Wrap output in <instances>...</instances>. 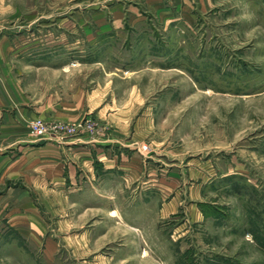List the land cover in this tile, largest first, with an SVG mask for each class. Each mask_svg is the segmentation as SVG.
<instances>
[{"label": "rangeland", "instance_id": "rangeland-1", "mask_svg": "<svg viewBox=\"0 0 264 264\" xmlns=\"http://www.w3.org/2000/svg\"><path fill=\"white\" fill-rule=\"evenodd\" d=\"M9 1L2 33L47 40V63L73 70L48 75L51 87L62 82L65 101L74 87L108 83L105 73L116 67L140 74L127 81L143 97L130 112L131 134L137 119L153 120L145 139L172 188L163 198H187L189 186L203 185L202 203L186 200L167 219L145 206L142 222L95 213L65 227L69 237L96 230L89 239L65 238L47 264H264V0ZM175 6L182 21L185 6L199 14L192 23L168 22L159 7ZM36 120L72 125L75 136L110 130L93 115ZM142 151L150 154V143Z\"/></svg>", "mask_w": 264, "mask_h": 264}, {"label": "crops", "instance_id": "crops-1", "mask_svg": "<svg viewBox=\"0 0 264 264\" xmlns=\"http://www.w3.org/2000/svg\"><path fill=\"white\" fill-rule=\"evenodd\" d=\"M9 2L0 0V15L12 8ZM159 8L173 23H192L199 14L182 7V21L176 17L179 6ZM2 31L6 28L0 25V264L55 262L65 238L89 239L96 230L69 237L65 227L70 230L95 213L127 224L142 222L145 206L155 207L157 217L167 219L186 200H194L195 206L202 203V184L195 189L189 186L187 198H163L172 188L160 179L154 142H148L150 154L142 151L153 120L137 119L131 134L130 112L141 109L143 97L141 87H128L127 81L140 74L130 76L116 67L106 71L108 83L86 92L74 87L71 100L65 101L62 82L56 78L73 70L64 69L62 62L47 63V40L32 43ZM51 74L59 75L52 87ZM112 80L121 81L126 91L122 93ZM89 115L107 123L109 132L104 136L83 132L61 143L31 133L30 126L38 118L75 122Z\"/></svg>", "mask_w": 264, "mask_h": 264}, {"label": "built area", "instance_id": "built-area-1", "mask_svg": "<svg viewBox=\"0 0 264 264\" xmlns=\"http://www.w3.org/2000/svg\"><path fill=\"white\" fill-rule=\"evenodd\" d=\"M31 132L38 138H49L63 142L67 138L75 136L80 130L74 126L63 123L45 124L42 120L32 123Z\"/></svg>", "mask_w": 264, "mask_h": 264}]
</instances>
